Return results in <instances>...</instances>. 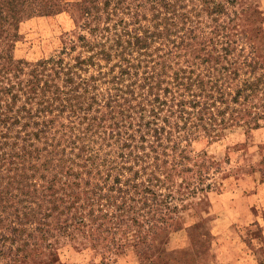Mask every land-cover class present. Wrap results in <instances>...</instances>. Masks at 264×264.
Returning a JSON list of instances; mask_svg holds the SVG:
<instances>
[{
    "label": "trees",
    "instance_id": "trees-1",
    "mask_svg": "<svg viewBox=\"0 0 264 264\" xmlns=\"http://www.w3.org/2000/svg\"><path fill=\"white\" fill-rule=\"evenodd\" d=\"M238 1L102 0L104 22L88 9L20 77L8 18L55 0H0V264H57L98 240L101 263L153 264L188 231L174 201L210 185L186 167L192 135L218 138L260 82L250 44L236 61ZM240 71L256 79L235 84Z\"/></svg>",
    "mask_w": 264,
    "mask_h": 264
},
{
    "label": "rangeland",
    "instance_id": "rangeland-1",
    "mask_svg": "<svg viewBox=\"0 0 264 264\" xmlns=\"http://www.w3.org/2000/svg\"><path fill=\"white\" fill-rule=\"evenodd\" d=\"M55 4L52 12L38 13L36 3H31L8 18L5 41L20 77L37 59L51 55L65 34L77 29L88 9L97 22H104L110 11L102 6V0H55ZM236 9L233 31L247 36L243 53H235L236 61L238 64L241 55L250 50V44L259 66L253 74L260 78L257 92L232 104L227 114L229 125L218 138L192 135L188 147L192 159L186 167L189 173L200 170L210 176L204 181L210 185L208 190L174 201L179 208L186 206L181 214L189 228L172 234L166 252L154 257L153 264H264V117L248 122L254 114H264V0H239ZM247 76L240 71L235 84L245 78L256 79ZM102 242L96 241L94 248L83 253L62 247L57 251V264H106L97 256ZM113 264L140 261L128 252Z\"/></svg>",
    "mask_w": 264,
    "mask_h": 264
},
{
    "label": "crops",
    "instance_id": "crops-1",
    "mask_svg": "<svg viewBox=\"0 0 264 264\" xmlns=\"http://www.w3.org/2000/svg\"><path fill=\"white\" fill-rule=\"evenodd\" d=\"M234 210H235V209H234ZM234 210H233V211H234ZM238 211H239V210L236 209V211H235V214H236V215H238Z\"/></svg>",
    "mask_w": 264,
    "mask_h": 264
}]
</instances>
